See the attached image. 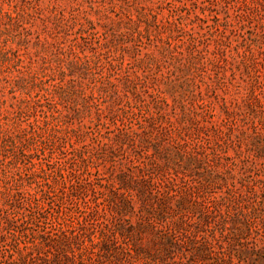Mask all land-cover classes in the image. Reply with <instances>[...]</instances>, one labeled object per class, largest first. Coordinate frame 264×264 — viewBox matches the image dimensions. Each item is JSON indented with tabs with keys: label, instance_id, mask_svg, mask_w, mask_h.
Listing matches in <instances>:
<instances>
[{
	"label": "rangeland",
	"instance_id": "1",
	"mask_svg": "<svg viewBox=\"0 0 264 264\" xmlns=\"http://www.w3.org/2000/svg\"><path fill=\"white\" fill-rule=\"evenodd\" d=\"M0 264H264V0H0Z\"/></svg>",
	"mask_w": 264,
	"mask_h": 264
}]
</instances>
